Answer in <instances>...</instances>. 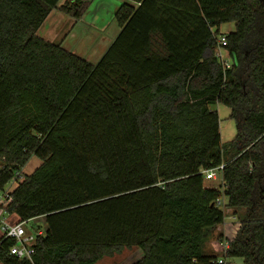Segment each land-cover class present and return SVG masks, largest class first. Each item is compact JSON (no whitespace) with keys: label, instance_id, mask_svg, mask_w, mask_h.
Returning <instances> with one entry per match:
<instances>
[{"label":"trees","instance_id":"obj_1","mask_svg":"<svg viewBox=\"0 0 264 264\" xmlns=\"http://www.w3.org/2000/svg\"><path fill=\"white\" fill-rule=\"evenodd\" d=\"M59 1L0 0V190L38 157L7 209L47 223L32 260L6 240L0 263L96 264L139 247L132 264H226L203 249L224 197L245 209L225 257L264 264V0H126L95 64L39 35ZM89 2L59 8L79 17ZM218 103L237 128L227 142Z\"/></svg>","mask_w":264,"mask_h":264},{"label":"crops","instance_id":"obj_2","mask_svg":"<svg viewBox=\"0 0 264 264\" xmlns=\"http://www.w3.org/2000/svg\"><path fill=\"white\" fill-rule=\"evenodd\" d=\"M61 1V0H60ZM59 1L58 7L53 9L42 26L39 29V35L51 42L60 43L66 50L73 52L91 63H97L106 53L111 44L115 41L121 31V25L117 19V13L126 0H89L87 7L81 16H74L71 12L61 10L59 7L63 4L74 3L76 0ZM97 2H99L97 4ZM96 8L93 10L91 8ZM107 8V9H106ZM90 10L95 11V20L86 22L83 16ZM73 12V11H72ZM101 17L98 21V19ZM104 24L102 25V22ZM72 23L69 29L68 25ZM101 25L99 26V24ZM67 28L69 29L67 31ZM235 28L234 23H228L222 26L224 33L230 32ZM89 32V39L86 40V46L81 45L82 35ZM219 114L220 111L216 109ZM222 225V224H221ZM221 225L209 229L204 241V251L207 253H216L213 243L218 240L217 236L224 235ZM143 255L139 247L125 248L121 253H116L108 259L104 257L96 264H132ZM2 264V263H0Z\"/></svg>","mask_w":264,"mask_h":264},{"label":"built area","instance_id":"obj_3","mask_svg":"<svg viewBox=\"0 0 264 264\" xmlns=\"http://www.w3.org/2000/svg\"><path fill=\"white\" fill-rule=\"evenodd\" d=\"M227 44L226 35L219 37V46L216 49L215 56L223 65L224 70L230 69L233 65L231 58L227 55L225 45ZM224 165L217 167L216 169H211L206 172V177L208 179H218V170H222ZM22 173H18L15 177L5 186V188L0 190V245L4 241L10 240L13 244L10 247V254L15 255L20 259L32 260V256L35 252L34 243L39 236H43L46 229L43 226H37L35 231H31L27 228V223L30 220H36L37 218H32L29 220L16 219L15 214H11L8 211V206L13 201L12 191L14 190V185L18 184L21 180ZM9 185V186H8ZM219 204H223L222 199L218 201ZM10 217L11 221H10ZM18 217V216H17ZM16 220L12 222V220ZM229 248V243H225V250ZM219 263H224L223 259L219 260Z\"/></svg>","mask_w":264,"mask_h":264},{"label":"rangeland","instance_id":"obj_4","mask_svg":"<svg viewBox=\"0 0 264 264\" xmlns=\"http://www.w3.org/2000/svg\"><path fill=\"white\" fill-rule=\"evenodd\" d=\"M63 0H61L60 2L62 3ZM108 1V0H106ZM99 2H97L98 4ZM94 6V5H93ZM96 6H94V8L91 9H95ZM107 9V8H106ZM95 11L90 10L88 13H86L83 18L84 21L86 22H90L95 20L96 14H94ZM101 17H99L98 19H96V21H100ZM104 24V21L102 22V25ZM101 25V23L99 24V26ZM72 23H69L68 27L69 29L71 28ZM67 28V31L69 30ZM82 35V41L80 42L81 45L86 46L88 44V42H86V40H90L89 37V32H85ZM93 42L90 40V45H92ZM213 109H218L220 111V117H221V134H222V138L223 141L227 142L229 140H232L234 138V136L236 135V124L235 121L233 119L230 118V109L221 105V104H215L212 105ZM41 160L38 157H32L27 164L25 165V167L22 170V177H24V174H30L32 173L40 164H41ZM9 186V185H8ZM14 187H16L14 185ZM223 204H220L219 206L225 210L226 216H225V220L223 222V224L221 225L222 230L225 231L224 235L220 237L217 236V239L214 243H213V247L216 251V253H218L219 258H222L223 261L226 264H243V259L239 258V257H235V258H231V257H225L224 255V249H225V243L228 242L227 240H231L233 239L237 232L238 229L240 228V220L242 215L245 212V209H239L238 210V214H234V209L232 208H227L226 207V199L223 197L222 198ZM10 217V221H11ZM16 219H19V217L16 216ZM16 220H12V222H15ZM46 218L41 216L39 218H37L36 220H30L27 223V228L31 231H35L37 229V226H43L44 228L46 227ZM107 259L109 257H106Z\"/></svg>","mask_w":264,"mask_h":264},{"label":"water","instance_id":"obj_5","mask_svg":"<svg viewBox=\"0 0 264 264\" xmlns=\"http://www.w3.org/2000/svg\"><path fill=\"white\" fill-rule=\"evenodd\" d=\"M84 1H89V0H84Z\"/></svg>","mask_w":264,"mask_h":264}]
</instances>
